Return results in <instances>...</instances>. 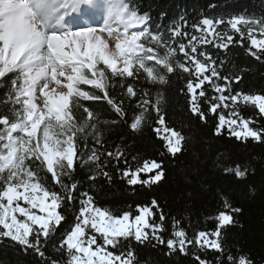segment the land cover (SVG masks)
<instances>
[{"label": "snow or ice", "instance_id": "obj_1", "mask_svg": "<svg viewBox=\"0 0 264 264\" xmlns=\"http://www.w3.org/2000/svg\"><path fill=\"white\" fill-rule=\"evenodd\" d=\"M190 28L183 15L165 28L132 0H0V241L42 264H140L133 241L193 264H254L222 242L241 212L227 196L207 218L215 228L189 236L157 199L114 212L80 191L76 178L78 167L90 166L93 183L112 184L113 170L133 189L164 179L165 158L178 157L189 140L163 111L159 89L173 77L183 81L188 113L212 122L214 135L264 144V90L239 88L246 69L226 73L225 60L208 51L239 46L264 65V11L205 15ZM93 102L116 119L102 120ZM118 123L133 133L151 126L160 159L132 156L133 166L124 149L104 147V128ZM90 141L104 150L89 149ZM225 171L244 179L250 170Z\"/></svg>", "mask_w": 264, "mask_h": 264}, {"label": "trees", "instance_id": "obj_2", "mask_svg": "<svg viewBox=\"0 0 264 264\" xmlns=\"http://www.w3.org/2000/svg\"><path fill=\"white\" fill-rule=\"evenodd\" d=\"M141 12H148L153 20L166 28L172 21L185 16L189 25L202 16H219L264 11V0H132ZM164 13L163 19L160 14ZM208 51L225 60V72H243V80L238 86L245 91L264 90V65L247 55L244 48L230 46V51L217 50L211 46ZM183 81L173 77L170 85L159 89L165 96L163 111L169 124L183 126L189 137L186 150L178 157L164 160L165 177L151 188L135 186L133 189L122 181L113 170L114 179L108 184L103 179L95 183L88 179L93 169L90 166L78 167L76 178L80 181V191H87L96 198L98 205L119 212L127 205L147 203L157 199L169 216L177 217L188 230L189 236L195 231H211L215 228L214 217L223 209L222 196H227L233 206L241 212L236 215L237 223L228 226L222 234V242L234 255L247 254L254 264H264V144L252 141L242 142L227 135L216 136L210 122L208 125L192 117L185 106V98L179 89ZM157 88H152L153 95ZM5 89L0 87V97ZM94 110L102 120L116 119L115 114L103 102H93ZM0 110H3L0 107ZM131 115V112L129 113ZM155 114L153 113V119ZM104 147L115 151L125 150L130 163L132 156L144 159H160L161 141L146 126L142 132L133 133L126 124L104 128ZM88 148L103 151L90 141ZM87 154H90L87 153ZM240 165L247 167L249 175L237 179L226 168ZM134 166V163H133ZM254 190V191H253ZM75 208H79L77 200ZM69 220L72 212L67 213ZM167 235V233L165 234ZM140 264H193L191 256H166L163 247L153 248L149 244L137 245ZM48 254H53L49 246ZM207 259L214 260L209 251ZM0 264H42L41 258L31 252L25 253L10 241H0Z\"/></svg>", "mask_w": 264, "mask_h": 264}]
</instances>
